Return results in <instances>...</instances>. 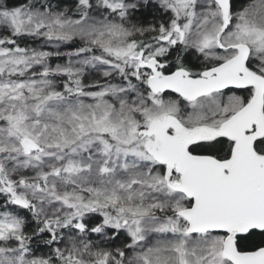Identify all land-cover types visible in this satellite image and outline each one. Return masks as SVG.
Returning <instances> with one entry per match:
<instances>
[{"label": "snow or ice", "instance_id": "obj_1", "mask_svg": "<svg viewBox=\"0 0 264 264\" xmlns=\"http://www.w3.org/2000/svg\"><path fill=\"white\" fill-rule=\"evenodd\" d=\"M0 264H264V0H0Z\"/></svg>", "mask_w": 264, "mask_h": 264}]
</instances>
